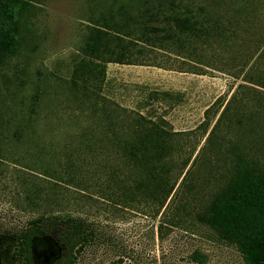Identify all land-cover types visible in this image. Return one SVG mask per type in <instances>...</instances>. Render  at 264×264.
<instances>
[{"label":"rangeland","instance_id":"1","mask_svg":"<svg viewBox=\"0 0 264 264\" xmlns=\"http://www.w3.org/2000/svg\"><path fill=\"white\" fill-rule=\"evenodd\" d=\"M111 1L25 5L0 68V232L67 215L94 231L74 264H244L195 215L224 186L234 149L264 146V87L246 81L263 75L264 0H177L210 30L206 39L182 50L139 42L133 63L105 64L104 101L170 132L164 160L175 185L161 205L132 188L144 173L123 167L103 117L69 86L88 27ZM59 251L53 234L32 242L37 264Z\"/></svg>","mask_w":264,"mask_h":264},{"label":"trees","instance_id":"2","mask_svg":"<svg viewBox=\"0 0 264 264\" xmlns=\"http://www.w3.org/2000/svg\"><path fill=\"white\" fill-rule=\"evenodd\" d=\"M29 1L0 0V68L17 47L19 20ZM179 7L184 6L177 0H112L105 15L88 27L69 78L79 102L103 117L105 131L115 141L123 167L135 166L144 173L133 180L132 188L143 190L151 200L160 197V205L175 185L170 180L169 162L164 160L173 150L170 132L140 113L112 107L98 92L104 82L105 64L133 63L134 53L141 52L134 49L139 42L182 50L209 36L211 32L202 20L189 8ZM263 75L254 82L251 77L246 81L264 87ZM233 157L224 186L195 218L231 244L244 264H264V146H256L251 152L237 146ZM50 234L60 251L49 264H74L94 237L93 228L82 218L37 216L18 231L0 232V264H37L32 257V242ZM192 259L202 262L204 257L193 254Z\"/></svg>","mask_w":264,"mask_h":264}]
</instances>
